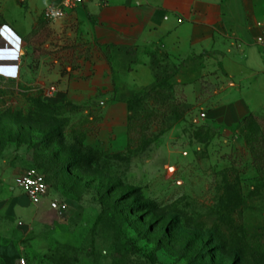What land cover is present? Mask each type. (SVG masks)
Instances as JSON below:
<instances>
[{
  "label": "rangeland",
  "instance_id": "374dc122",
  "mask_svg": "<svg viewBox=\"0 0 264 264\" xmlns=\"http://www.w3.org/2000/svg\"><path fill=\"white\" fill-rule=\"evenodd\" d=\"M186 76L169 70L156 91L164 107L148 102L149 113L167 115L182 103L178 81ZM55 88L0 80V226L13 220L6 236L15 264H264V178L251 153L264 155V114L228 131L191 111L155 142L128 151L112 136L81 142L83 117H105V101L77 110L53 102ZM169 118L142 119L144 135L161 134ZM31 168L56 196V223H43L36 210L19 217L15 207L13 219L4 210L12 197H25L19 181Z\"/></svg>",
  "mask_w": 264,
  "mask_h": 264
},
{
  "label": "crops",
  "instance_id": "0c3cea01",
  "mask_svg": "<svg viewBox=\"0 0 264 264\" xmlns=\"http://www.w3.org/2000/svg\"><path fill=\"white\" fill-rule=\"evenodd\" d=\"M58 1L0 0V80L39 90L55 84L53 102L84 111L103 99L105 117L79 124L84 144L90 136L97 145L112 136L114 147H127V95L155 82L153 54H166L186 72L188 80L178 82L187 101L213 127L233 131L245 117L264 114L257 44L264 0H85L65 19L45 22L44 11ZM54 200L49 192L38 206L12 197L4 210L12 219L15 207L19 217L36 210L52 224L61 217ZM13 231V220L0 226L3 264H15L6 236Z\"/></svg>",
  "mask_w": 264,
  "mask_h": 264
},
{
  "label": "trees",
  "instance_id": "16d2710c",
  "mask_svg": "<svg viewBox=\"0 0 264 264\" xmlns=\"http://www.w3.org/2000/svg\"><path fill=\"white\" fill-rule=\"evenodd\" d=\"M46 22V21H45ZM169 58L166 54H153L151 59V67L154 72L155 82L150 86L142 91L139 92H130L127 95V105L129 110V118H128V151L134 150L135 146H142L143 142L144 145L147 146L150 143L155 142L157 139L161 137L162 134H164L167 130L171 129L174 124L179 123L182 121L187 115L194 111L195 106L188 103L187 98L183 93L184 100L182 103H175V105L171 104L169 105V108L167 107V115L159 114L160 111H155L149 113V111L145 108L148 102L153 101L154 106H163V97H161V94L159 92H156L157 89L161 87V81L163 79V76L166 75V73L169 70H175L176 72L179 71V67L176 65L171 64L169 61ZM41 95V94H40ZM42 99V95L40 96ZM164 102H166L164 100ZM71 108H76L78 110L79 107L73 106L70 104H66ZM162 110V109H160ZM141 113V114H140ZM155 113V114H154ZM143 114V115H142ZM144 117V118H143ZM155 117H161L164 119L165 117H170L168 121H163V124L168 125L166 123H169V125L163 129L161 134L159 135H151L149 138L144 135V132H148V125H146V122H142V119H153ZM256 122H259L258 116L250 115L248 117H245L237 126V131H241L247 127H250L251 125L255 124ZM77 136L81 139V142L84 143V132L80 131L79 129L75 132ZM154 140V141H153ZM249 144V143H248ZM250 146V145H249ZM252 148V147H251ZM254 165L257 168V171L260 175V177L264 178V155L261 154L256 150L255 147L251 150ZM236 184L229 183L228 186H233L234 191L238 190L235 187Z\"/></svg>",
  "mask_w": 264,
  "mask_h": 264
},
{
  "label": "built area",
  "instance_id": "2783aa9c",
  "mask_svg": "<svg viewBox=\"0 0 264 264\" xmlns=\"http://www.w3.org/2000/svg\"><path fill=\"white\" fill-rule=\"evenodd\" d=\"M85 0H59L57 4H53L47 8L43 13V19L47 23H55L59 20L65 19L69 13H72L83 7ZM260 37L257 41L262 54L264 56V23L259 22ZM12 36V35H11ZM205 118V114H202ZM20 188L32 205L38 206L47 196L49 186L46 177L37 169H28L19 181ZM66 206L62 205L61 210H65ZM20 264H26L24 260Z\"/></svg>",
  "mask_w": 264,
  "mask_h": 264
}]
</instances>
